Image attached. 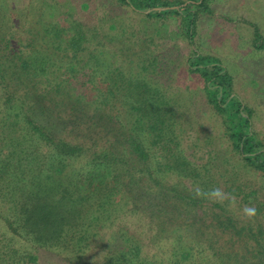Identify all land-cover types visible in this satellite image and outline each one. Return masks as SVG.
<instances>
[{"label": "trees", "instance_id": "16d2710c", "mask_svg": "<svg viewBox=\"0 0 264 264\" xmlns=\"http://www.w3.org/2000/svg\"><path fill=\"white\" fill-rule=\"evenodd\" d=\"M116 1L149 16H183L192 42L196 13L189 4L171 7L168 0ZM206 1L200 0L199 6L205 8ZM75 27L74 36L67 41L54 27H44L48 37L43 39L57 55H50L47 62L48 58L35 61L31 54L28 57L30 43L15 52L13 35L0 37V264H43L44 253L64 256L66 264H82L100 247L106 251L105 264H264V250L257 246H261L260 240L245 235L234 218L214 214L208 225L216 230L214 239L198 233V240L188 242L186 233L198 223L177 225L171 219H158L159 203L154 198L148 202L144 196L149 188H131L130 184L140 183L142 178L158 185L159 176L178 170L183 155L174 139L178 110L166 94L140 78V73L126 74L125 64L110 70V57L94 54L105 47L98 42L97 33L88 35L81 24ZM94 40L92 48L89 44ZM258 47L264 48V44ZM64 50L73 52L69 62L73 70L79 60L84 66L92 62L105 65L102 79L107 88L98 99H87L73 88L65 95L64 80L56 75ZM187 64L203 80L206 101L222 118L234 149L264 177V141L253 132V110L234 93L226 67L218 58L196 51ZM68 81L73 83L71 78ZM111 98L130 101L126 106L118 100L120 107L108 109L105 105ZM111 113L120 123L119 130L109 128ZM126 117L133 120L130 130L123 124ZM114 130L119 133L99 146L96 131ZM153 147H159L161 153L152 154ZM151 156L156 165L145 169ZM180 171L187 176L185 169ZM160 190L169 201L184 200L190 209L199 203L174 188ZM142 201L151 204L150 222L158 221L150 241L141 234H130L123 226L104 232L120 223L124 213H147ZM181 227H187L186 233ZM168 228L178 235L165 234ZM243 241L257 243L254 249L241 252L235 246ZM149 246L160 253L150 254Z\"/></svg>", "mask_w": 264, "mask_h": 264}, {"label": "rangeland", "instance_id": "374dc122", "mask_svg": "<svg viewBox=\"0 0 264 264\" xmlns=\"http://www.w3.org/2000/svg\"><path fill=\"white\" fill-rule=\"evenodd\" d=\"M168 1L171 7L189 4L191 11L196 13L192 42L186 35L183 16H149L116 0H0V26H3L0 37L12 34L14 51L24 49L30 43L28 57L31 54L30 57L38 61L50 55L57 57L55 49L43 39L48 37L44 34V27H54L64 41L74 36L78 24L88 35L97 33L98 42L105 47L102 52L94 54L110 57L113 63L110 70H115L120 63L125 64L126 74L140 73V78L166 94L170 105L178 110L174 139L183 153L178 170L173 174L163 173L158 177V185L141 177L140 183L130 184L131 188H149L144 196L148 202L154 198V202L159 203L156 211L158 219H171L177 225L198 223L188 227L191 228L190 234L186 233L187 227H181L188 242L190 238L198 240V233L214 239L216 230L208 226L211 225L210 218L214 214H224L234 218L237 228L245 235L258 238L261 246H257L264 250V177L234 149L222 118L206 101L203 80L199 74L191 72L187 64L194 51L218 58L232 76L234 93L253 110L252 130L264 141V48L258 47L264 44V0H207L205 8L199 6L200 0ZM112 24L115 29L111 28ZM256 32L260 34L259 39H256ZM89 46L94 48L96 40ZM72 56L71 50L61 51L59 69L55 68L56 75L62 79L60 81L64 80L65 95L73 88L87 99H98L104 93L102 89L107 88L102 79L106 74L105 65L92 62L84 66L79 60L73 70L69 66ZM69 78L73 80L72 84ZM118 100L111 98L105 106L108 109L120 107ZM129 101L120 100L126 106ZM110 116L113 117L112 113ZM108 119L111 122L109 128L119 130L120 123L114 117ZM105 122H108L106 118ZM123 124L129 129L133 120L126 117ZM116 133L119 132L96 131L100 138L98 145L108 144ZM151 152L161 153L159 147H153ZM150 164L156 165L153 156L142 166L146 169V166L150 168ZM181 168L188 172L187 176L178 173L180 170L184 173ZM164 187L192 196L199 203L190 209L184 200H177L176 203L169 201L165 198L166 193L158 191ZM213 189H219L221 195L212 196ZM141 205L147 213L141 216H125L124 213L119 216L120 223L104 232L112 233L123 226L130 234H141L146 242L150 241L151 235L158 229V221L150 222L151 204L148 208L142 201ZM245 206L254 207L255 215L247 216L243 211ZM172 229L168 228L165 234L176 237L178 233ZM173 241L170 240L171 243ZM170 242L166 243V248ZM255 243L248 245L243 241L235 247L245 252L254 249ZM154 248L149 246L147 251L150 254L160 253ZM104 253L106 251L100 247L81 263L105 264ZM42 257L43 264H66L64 256L59 257L55 253H44Z\"/></svg>", "mask_w": 264, "mask_h": 264}, {"label": "clouds", "instance_id": "9594fccd", "mask_svg": "<svg viewBox=\"0 0 264 264\" xmlns=\"http://www.w3.org/2000/svg\"><path fill=\"white\" fill-rule=\"evenodd\" d=\"M210 194L212 196H219V195H221L219 189H213ZM243 211H244V213L247 216H253L256 213V209L254 207H250V206H245V208L243 209Z\"/></svg>", "mask_w": 264, "mask_h": 264}]
</instances>
